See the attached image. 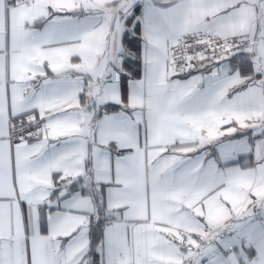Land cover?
I'll return each mask as SVG.
<instances>
[{
    "label": "snow or ice",
    "instance_id": "obj_1",
    "mask_svg": "<svg viewBox=\"0 0 264 264\" xmlns=\"http://www.w3.org/2000/svg\"><path fill=\"white\" fill-rule=\"evenodd\" d=\"M0 264H264V0H0Z\"/></svg>",
    "mask_w": 264,
    "mask_h": 264
}]
</instances>
